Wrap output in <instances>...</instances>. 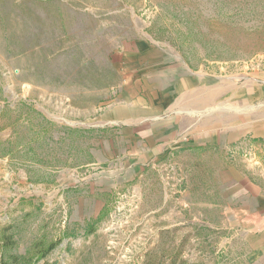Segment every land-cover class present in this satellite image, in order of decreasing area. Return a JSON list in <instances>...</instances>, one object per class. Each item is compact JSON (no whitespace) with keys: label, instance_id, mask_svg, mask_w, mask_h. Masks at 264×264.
<instances>
[{"label":"rangeland","instance_id":"374dc122","mask_svg":"<svg viewBox=\"0 0 264 264\" xmlns=\"http://www.w3.org/2000/svg\"><path fill=\"white\" fill-rule=\"evenodd\" d=\"M260 63L264 0H0V264H264L231 210L248 146L203 127ZM181 78L217 99L151 155L130 118Z\"/></svg>","mask_w":264,"mask_h":264},{"label":"crops","instance_id":"0c3cea01","mask_svg":"<svg viewBox=\"0 0 264 264\" xmlns=\"http://www.w3.org/2000/svg\"><path fill=\"white\" fill-rule=\"evenodd\" d=\"M253 72L252 78L248 77L240 87L238 96L237 91L235 92L236 95L231 93L232 88L230 85L224 86V91L219 93L218 97L223 99L225 105L218 110L219 113L211 111L210 116L203 123V127H205L204 131H209L208 136H210L213 146L218 145L221 148L227 147L226 149H229L232 144L242 139L248 146L247 150L252 158L251 170H246L244 174L239 173L238 179L244 182V186L241 188L242 191L238 193L239 195L232 197L235 200L237 196L238 199L237 205L232 206L231 210L236 209L244 214L240 218V222L243 224L239 223L238 225L248 228V242L252 254L256 257H262L264 255V64L261 65L260 63L255 66ZM162 90L163 92H160L159 96L160 99L155 102V105H152L151 101L148 103V116L136 121L130 118L129 121L132 127L131 131L135 136H144L142 127L138 125L140 121L144 120L149 124L148 134L151 155L156 152V147H159L155 145L158 141H162V146L165 147L163 153H165L168 146L171 145L170 142L175 140V136L180 135V133L183 134V139L180 140L179 146L189 145L190 143L188 144L185 141L188 136L183 131V127L186 125L185 112H194L200 104L211 106V103H214L217 99L216 90L213 88L198 90L193 86L190 87L182 78L174 87L177 93L174 101L171 97L169 98L170 93L166 86H163ZM142 95L146 98V91ZM221 95L223 98H221ZM236 96L238 97L237 107L232 103L233 98ZM154 108L157 110H154ZM210 109L212 110V108ZM171 111L176 112L175 119L170 114ZM154 112L162 114L161 124L153 122L152 114ZM203 135L202 133L199 134L202 140H204ZM197 144H206V141H200Z\"/></svg>","mask_w":264,"mask_h":264},{"label":"trees","instance_id":"16d2710c","mask_svg":"<svg viewBox=\"0 0 264 264\" xmlns=\"http://www.w3.org/2000/svg\"><path fill=\"white\" fill-rule=\"evenodd\" d=\"M2 264H31V260L27 259H23L22 261H20L19 259H15L11 262H4Z\"/></svg>","mask_w":264,"mask_h":264}]
</instances>
